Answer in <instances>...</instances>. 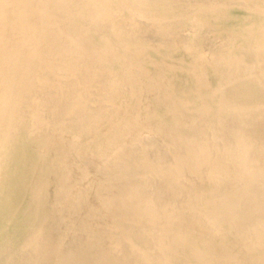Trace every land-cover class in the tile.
Here are the masks:
<instances>
[{
  "label": "rangeland",
  "instance_id": "1",
  "mask_svg": "<svg viewBox=\"0 0 264 264\" xmlns=\"http://www.w3.org/2000/svg\"><path fill=\"white\" fill-rule=\"evenodd\" d=\"M233 1L0 0V264H264V0Z\"/></svg>",
  "mask_w": 264,
  "mask_h": 264
},
{
  "label": "bare ground",
  "instance_id": "2",
  "mask_svg": "<svg viewBox=\"0 0 264 264\" xmlns=\"http://www.w3.org/2000/svg\"><path fill=\"white\" fill-rule=\"evenodd\" d=\"M29 1H30V0H29ZM105 1H106V0H105ZM116 1H117V0H116ZM135 1H136V0H135ZM235 1H236V0H235ZM235 1H233V2H235ZM247 1H248V3H251V2H252V1H250V0H247ZM247 1H244V0H243V3L245 2L244 5L247 4V3H246ZM249 1H250V2H249ZM256 1L258 2V0H256ZM34 2H35V1H34ZM38 2H39V1H38ZM68 2H69V1H68ZM72 2H73V0H72ZM77 2H78V1H77ZM87 2H88V1H87ZM210 2H211V0H210ZM227 2L230 3L231 1H230V2L227 1ZM239 2L242 3V0H239ZM259 2H261V0H260ZM2 3H3V2H2ZM118 3H119V1H118ZM120 3H121V2H120ZM202 3H203V2H202ZM214 3H215V2H214ZM231 3H232V2H231ZM237 3H238V0H237ZM253 3H255V0H253ZM253 3H252V5H253L252 7L255 6L254 8L256 9V5H254ZM261 3H263V1H262ZM5 4H6V3H5ZM255 4H256V3H255ZM263 4H264V3H263ZM10 5H12V3H11ZM14 5H16V4H14ZM35 5H36V4H35ZM228 5H229V4H228ZM257 5H258V3H257ZM40 6H41V5H40ZM58 6H59V5H58ZM122 6H123V4H122ZM122 6H121V7H122ZM172 6H173V5H172ZM203 6H204V5H203ZM230 6H233V5H230ZM239 6H240V5H239ZM11 7H12V6H11ZM62 7H64V6H62ZM87 7H89V6H87ZM106 7H107V6H106ZM211 7H212V6H211ZM214 7H215V6H214ZM214 7H212L211 10L217 11L218 9H217V10L213 9ZM224 7H226V6H224ZM228 7H229V6H228ZM236 7H238V6H236ZM243 7H244V6H243ZM248 7H249V6H248ZM92 8H93V7H92ZM107 8H109V7H107ZM232 8H233V7H232ZM258 8H259V6H258ZM122 9H123V8H122ZM124 9H125V8H124ZM220 9H221V8H220ZM220 9H219V10H220ZM230 9H231V8H230ZM230 9H229V10H230ZM238 9H239V8H238ZM252 9H253V8H252ZM255 9H254V11H255ZM261 9H262V8H261ZM261 9H260V11H262V13H261L260 11H258V10H257V12H259V14L261 13V14L264 15V10H263V9L261 10ZM55 10L57 11V9H55ZM78 10H79V9H78ZM108 10H110V8H109ZM219 10H218V12H219ZM247 10H248V9H247ZM249 10H251V9H249ZM79 11H80V10H79ZM83 11H84V10H83ZM88 11H89V10H88ZM105 11H107V10H105ZM225 11H226V10H225ZM242 11H243V10H242ZM242 11H241L240 13H242ZM54 12H55V11H54ZM102 12H103V11H102ZM121 12H123V11H121ZM226 12H227V11H226ZM230 12H231V10H230ZM232 12L235 13L234 11H232ZM2 13H3V12H2ZM11 13H12V11H11ZM48 13H49V12H48ZM219 13H224V12H221V11H220ZM250 13H251V12H250ZM0 14H1V12H0ZM4 14H5V13H4ZM17 14H18V13H17ZM71 14L73 15V13H71ZM99 14H100V13H99ZM104 14H105V13H103V15H104ZM111 14H112V13L110 12V15H111ZM168 14H169V13H168ZM191 14H192V13H191ZM230 14L232 15V13H230ZM251 14H252V13H251ZM2 15H3V14H2ZM50 15H51V14H50ZM106 15H108V14H106ZM106 15H105V17L103 16V18H101V19L106 18V17H107ZM110 15H108V16H110ZM115 15H116V14H115ZM170 15H172V14H170ZM176 15H177V14H176ZM254 15H255V14H254ZM70 16H71V15H70ZM194 16H195V15H194ZM228 16H230V15H228ZM232 16H233V15H232ZM234 16H235V15H234ZM234 16H233V18H235ZM247 16H248V15H247ZM251 16H252V15H251ZM116 17L118 18L117 15H116ZM119 17H120V16H119ZM192 17H193V16H192ZM237 17H238V16H237ZM248 17H250V16H248ZM257 17H258V16H257ZM257 17H256L255 20H254V19H253V20H249V21H248V22H249V23H248L249 25L244 24V26L247 25V28L249 29L246 33H249L250 35L255 34L256 36L261 37L262 35H264V17L261 18V19H258V18H260V15H259L258 18H257ZM261 17H262V16H261ZM53 18H54V17H53ZM108 18H109V17H108ZM151 18H152V17H151ZM233 18L230 19V20H231V25H232V20H233ZM254 18H255V16H254ZM99 19H100V18H99ZM106 19H107V18H106ZM118 19H120V18H118ZM121 19H122V21L124 20L123 17H122ZM178 19H179V18H178ZM191 19H192V18H191ZM21 20H23V19H21ZM25 20H26V19H25ZM69 20H70V19H69ZM162 20H163V19H162ZM203 20H204V19H203ZM226 20H228V19H226ZM234 20H235V19H234ZM0 21H1V20H0ZM26 21H27V20H26ZM104 21H105V19H104ZM192 21H193V20H192ZM201 21H202V19H201ZM207 21H208V20H207ZM228 21H229V20H228ZM235 21H236V20H235ZM238 21H239V20H238ZM250 21H252V22H250ZM170 22H171V20H170ZM194 22H195V21H194ZM196 22H197V21H196ZM219 22H221V21H219ZM116 23H117V22H115L114 24H116ZM118 23H120V22L118 21ZM168 23H169V22H168ZM171 23H172V22H171ZM197 23H198V22H197ZM223 23H225V22H223ZM223 23H222V24H223ZM245 23H246V22H245ZM2 24H3V23H2ZM12 24H13V23H12ZM26 24H27V23H26ZM124 24H125V23H124ZM222 24L220 23V25H222ZM227 24H228V23H226V25H227ZM0 25H1V24H0ZM54 25H55V24H54ZM100 25H101V24H100ZM116 25H117V24H116ZM125 25H126V24H125ZM171 25H172V24H171ZM198 25H199V24H198ZM198 25H197V26H198ZM200 25H201V24H200ZM220 25H219V26H220ZM226 25L224 24V27H225ZM231 25L229 24V25H227V26L230 27ZM236 25H237V24H236ZM242 25H243V24H242ZM24 26H25V25H24ZM27 26H28V25H27ZM27 26H26V27H27ZM175 26H176V25H175ZM193 26H194V25H193ZM249 26H250V27H249ZM28 27L30 28V24H29ZM116 27H118V26H116ZM123 27H124V26H123ZM125 27H126V26H125ZM125 27H124V28H125ZM200 27H201V26H200ZM33 28H34V27H33ZM113 28H114V25H113ZM126 28H127V27H126ZM181 28H182V27H181ZM250 28H251V31H250ZM19 29H20V28H19ZM38 29H40V28H38ZM110 29H111V28H110ZM122 29H123V28H122ZM195 29H196V28H195ZM197 29H198V28H197ZM203 29H204V28H203ZM23 30H25V29H23ZM29 30H32V29L30 28ZM35 30H37V29H35ZM114 30H119V29H117V28L115 29V28H114ZM246 30H247V29H246ZM119 31H120V30H119ZM122 31H123V30H122ZM122 31H120L119 34H121ZM156 31H157V30H156ZM35 32H36V31H35ZM40 32H41V31H40ZM125 32L127 33V30H126ZM157 32H158V31H157ZM196 32H197V31H196ZM37 33H38V31L36 32V34H37ZM116 33H117V32H115V34H116ZM164 33H165V32H164ZM169 33H170V32H169ZM188 33H189V32H188ZM190 33H191V31H190ZM2 34H3V33H2ZM22 34H23V33H22ZM61 34H62V33H61ZM115 34H114V35H115ZM31 35H34V30L32 31ZM38 35H39V34H38ZM116 35H118V34H116ZM48 36H49V35H48ZM66 36H67V35H66ZM2 37H3V36H2ZM33 37H34V36H33ZM33 37H32V38H33ZM35 37H36V36H35ZM52 37H53V36H52ZM57 37H58V35H57ZM79 37H80V36H79ZM168 37H169V36H168ZM201 37H202V36H201ZM235 37H236V36H234V38H235ZM19 38H20V37H19ZM19 38H18V39H19ZM21 38H22V37H21ZM47 38H48V37H47ZM47 38H46V39H47ZM66 38H67V37H66ZM211 38H212V37H211ZM35 39H36V38H35ZM35 39H31V40H32L33 42H34V41L36 42ZM37 39H38V40H41L40 37L37 38ZM61 39H62V38H61ZM78 39H79V38H78ZM104 39H105V38H104ZM116 39H117V38H116ZM116 39H115V40H116ZM165 39H166V38H165ZM231 39H232V38L230 37V40H231ZM19 40H21V39H19ZM213 40H214V39H213ZM230 40H229V41H230ZM232 40H233V39H232ZM253 40H255V36H254ZM233 41H234V40H233ZM7 42H8V41H7ZM29 42H30V41H29ZM33 42H32V43H33ZM35 42H34V43H35ZM38 42L41 43V42H43V41L41 40V41H38ZM38 42H37V43H38ZM44 42H45V41H44ZM44 42H43V43H44ZM58 42H59V41H58ZM84 42H85V41H84ZM195 42H196V41H195ZM16 43H17V42H16ZM237 43H238V41H237ZM248 43H249V42H248ZM252 43H253V42H252ZM18 44H19V43H18ZM35 44H36V43H35ZM41 44H42V43H41ZM41 44H39V45L41 46ZM195 44H196V43H195ZM37 45H38V44H36V47H37ZM44 45H46V44H44ZM44 45H43V46H44ZM185 45H186V44H185ZM202 45H203V44H202ZM233 45H234V44H233ZM40 46H38L40 49L43 48L42 46H41V47H40ZM73 46H74V45H73ZM76 46H77V45H75L74 47H76ZM139 46H140V45H139ZM236 46L238 47L237 44H236ZM263 46H264V42H260V41H259L258 44L256 45V48H257L258 50L260 49V50L262 51V50H264V49H263ZM29 47H30V46H29ZM36 47H35V48H36ZM38 47H37V48H38ZM44 47H45V46H44ZM56 47H57V46H56ZM61 47H63V46H61ZM78 47H79V46H78ZM253 47H254V46H253ZM76 48H77V47H76ZM104 48H105V47H104ZM58 49H61V48H58ZM181 49H182V48H181ZM224 49H225V48H224ZM229 49H230V50H229V53H230L232 47L229 48ZM35 50H36V49H35ZM35 50H34V54H35ZM232 50H233V49H232ZM31 51H33V50L31 49ZM39 51H40V50H39ZM225 51H227V50H225ZM11 52H12V51H11ZM47 52H48V51H47ZM49 52H50V51H49ZM59 52H60V51L58 50V54H61V53H59ZM82 52H83V51H82ZM140 52H141V51H140ZM145 52H146V51H145ZM180 52H181V54L183 55V53H182L183 50L180 51ZM233 52H234V50H233ZM79 53H80V52H79ZM195 53H196V52H195ZM40 54H41V53H40ZM45 54H46V53H45ZM51 54H52V53H51ZM72 54H74V53H72ZM102 54H103V53H102ZM174 54L178 55L177 52L174 53ZM181 54H180V55H181ZM186 54H187V52H186ZM35 55H36V54H35ZM69 55H70V54H69ZM75 55H76V54H75ZM75 55H73V56H75ZM32 56H34V55L32 54ZM32 56H31V57H32ZM42 56H43V55H42ZM62 56H63V55H62ZM67 56H68V54H67ZM76 56H77V55H76ZM81 56H82V54H81ZM121 56H122V55H121ZM172 56H173V55H172ZM186 56H187V55H186ZM52 57H53V56H52ZM180 57L182 58V56H180ZM184 57H185V55H184ZM184 57H183V59H184ZM208 57L210 58V56H208V55H206V54L204 55L203 53L200 54L199 57H197V59H196V60H197V63H198V65H199L202 69L205 68L206 62L208 61ZM213 57H214V56H213ZM216 57H217V56H216ZM258 57H259V56H258ZM35 58H36V56H35ZM80 58H81V57H80ZM88 58H89V57H88ZM176 58H177V57H176ZM176 58H175V59H176ZM178 58H179V57H178ZM218 58H219V57H218ZM90 59H91V58H90ZM214 59H215V57H214ZM30 60H31V59H30ZM43 60L45 61V58H43ZM179 60H180V59H179ZM181 60H182V59H181ZM212 60H213V58H212ZM212 60H211V61H212ZM217 60H218V59H217ZM33 61H34V60H33ZM182 61H183V60H182ZM219 61H220V59H219ZM228 61H229V60H228ZM91 62H92V61H91ZM176 62H178V60L175 61L174 63H176ZM183 62H184V61H183ZM186 62H187V61H186ZM189 62H190V61H189ZM42 63H43V62H42ZM67 63H68V62H67ZM181 63H182V62H181ZM184 63H185V62H184ZM184 63H182V64H184ZM187 63H188V62H187ZM208 63H209V62H208ZM226 63H228V62H226ZM245 63H246V61H245ZM82 64H83V63H82ZM178 64H180V61H179ZM178 64H177V65H178ZM209 64H210V63H209ZM229 64H230V63H229ZM47 65H48V64H47ZM49 65H51V64H49ZM54 65H55V64H54ZM67 65H68V64H67ZM77 65H78V64H77ZM169 65H170L171 67L173 66V64H172V65L169 64ZM169 65H167V68H168ZM180 65H181V64H180ZM185 65H186V64H185ZM59 66H60V65H59ZM170 66H169V67H170ZM175 66H176V65H175ZM182 66H183V65H182ZM188 66H190V65H188ZM231 66H232V65H231ZM30 67H31V66H30ZM68 67H69V66H68ZM171 67H170V68H171ZM183 67H184V66H183ZM177 68H178V67H177ZM186 68H187V67H186ZM194 68H195V67H194ZM206 68H207V67H206ZM214 68H215V67H214ZM225 68H226V67H225ZM124 69H125V68H124ZM179 69H180V67H179ZM130 70H131V69H130ZM191 70H193V68L190 69V71H191ZM204 70H205V69H204ZM204 70H203V71H204ZM223 70H224V69H223ZM33 71H34V70H33ZM183 71H184V70H183ZM194 71H196V70L194 69ZM201 71H202V70H201ZM206 71H207V70H205V72H206ZM208 71H209V69H208ZM211 71H212V70H211ZM220 71H221V70H220ZM5 72H7V71H5ZM31 72H32V71H31ZM91 72H92V71H91ZM99 72H100V71H99ZM112 72H113V71H112ZM184 72H188V71H184ZM191 72H193V71H191ZM191 72H190V73H191ZM45 73H46V72H45ZM156 73H157V72H156ZM188 73H189V72H188ZM188 73H187L186 75H188ZM201 73H202V72H201ZM226 73H227V72H226ZM62 74H63V73H62ZM72 74H73V73H72ZM136 74H137V73H136ZM180 74H181V73H180ZM180 74H179V77L176 75L177 78H180V76H181ZM182 74H184V73H182ZM67 75H68V74H67ZM94 75H95V74H94ZM210 75H212L211 72H210ZM30 76H31V75H30ZM32 76H33V75H32ZM73 76H74V75H73ZM136 76H137V75H136ZM182 76H183V75H182ZM191 76H192V73H191ZM191 76H190V78H192ZM198 76H199V75H198ZM198 76H195V77H198ZM68 77H69V76H68ZM68 77H67V78H68ZM88 77H89V76H88ZM188 77H189V76H188ZM195 77H194V79H195ZM31 78H32V77H31ZM34 78H35V77H34ZM72 78H73V77H72ZM182 78H183V77H182ZM186 78H187V77H186ZM190 78H188V79L190 80ZM216 78H217V77H216ZM235 78H236V77H235ZM70 79H71V77H70ZM188 79H187V81H188ZM200 79H201V78H200ZM200 79H199V80H200ZM236 79H237V78H236ZM53 80H54V79H53ZM71 80L73 81V79H71ZM173 80L176 81V79H173ZM173 80H172V82H173ZM185 80H186V79H185ZM191 80H193V78H192ZM196 80H197V78H196ZM108 81H109V80H108ZM177 81H178V80H177ZM14 82H15V81H14ZM181 82H183V84H184V81H183V80H181ZM181 82H180V83H181ZM185 82H186V81H185ZM194 82H196V81H194ZM53 83H54V82H53ZM186 83H187V84H186ZM186 83H185V84L188 86V82H186ZM192 83H193V81H192ZM197 83L199 84L200 82L198 81ZM195 84H196V83H195ZM171 85H172V83H171ZM178 85H179V84H178ZM190 85H191V84H190ZM192 85H193V84H192ZM199 85H200V84H199ZM199 85H198V86H199ZM212 85H213V84H212ZM10 86H11V85H10ZM184 86H185V85H184ZM184 86H183V87H184ZM194 86H195V85H194ZM207 86H208V85H207ZM207 86H206V87H207ZM53 87H55V86H53ZM171 87H172V86H171ZM178 87H179V86H178ZM183 87H182V85H181V87H180L181 90H183V89H184V90L188 89V88H186V87H184V88H183ZM188 87H190V86H188ZM203 87H204V86H203ZM263 87H264V86H263ZM162 88H163V87H162ZM182 88H183V89H182ZM185 88H186V89H185ZM200 88H201V87H200ZM67 89H68V88H67ZM173 89H174V88H173ZM191 89H193V90H197V87H196V86H195V87H191L188 91H190ZM204 89H205V88H204ZM212 89H213V88H212ZM72 91H73V90H72ZM170 91H171V90H170ZM179 91H180V90H179ZM60 92H61V91H60ZM75 92H76V91H75ZM168 92H169V91H168ZM181 92H182V91H181ZM186 92H187V91H185V92H183V93H186ZM190 92H192V90H191ZM194 92H196V91H194ZM197 92H198V91H197ZM199 92H200V89H199ZM71 93H72V92H71ZM179 93H180V92H179ZM188 93H189V92H188ZM111 94H112V93H111ZM194 94H195V93H194ZM113 95H114V94H113ZM180 95H181V94H180ZM204 98H205V97H204ZM172 99H173V98H172ZM206 99H207V98H206ZM220 99H221V98H220ZM223 99H224V98H223ZM197 100H198V99H197ZM200 100H201V99H200ZM209 100H210V99H209ZM198 101H199V100H198ZM189 102H190V101H189ZM36 103H37V102H36ZM129 103H130V102H129ZM154 103H155V102H154ZM198 103H199V102H198ZM226 103H227V102H226ZM37 104H38V103H37ZM173 104H174V103H173ZM199 104H201V101H200ZM184 105H185V104H184ZM36 107H37V106H36ZM199 107H200V105H199ZM199 107H198V108H199ZM202 107H203V106H202ZM38 108H39V107H38ZM34 110H35V109H34ZM211 110H212V109H211ZM219 111H220V110H219ZM209 113H210V112H209ZM134 115H135V114H134ZM115 118H116V117H115ZM261 118H262V117H261ZM178 119H179V118H178ZM117 121H118V120H117ZM216 122H217V121H216ZM248 122H249V121H248ZM137 124H138V123H137ZM173 126H174V125H173ZM144 128H145V127H144ZM41 129H42V128H41ZM41 129H40V130H41ZM45 130H46V129H45ZM160 131H161V130H160ZM141 135H142V134H141ZM131 136H133V135H131ZM129 137H130V136H129ZM133 137H134V136H133ZM249 137H250V136H249ZM157 138H158V137H157ZM241 139H242V138H241ZM131 141H132V140H131ZM245 141H246V140H245ZM128 142H129V141H128ZM170 142H171V141H170ZM12 144H13V143H12ZM237 145H238V144H237ZM249 145H250V144H249ZM244 146H246V145H244ZM242 147H243V146H242ZM243 148H244V147H243ZM12 149H13V147H12ZM246 149H247V148H246ZM246 149H245L244 153H248V152L246 151ZM9 150H11V149H8V151H9ZM199 153H200V152H199ZM244 153H243V155H245ZM144 156H145V155H144ZM4 157H5V156H4ZM202 157H203V156H202ZM6 158H8V157L6 156ZM10 158H11V157H10ZM199 158H200V156H199ZM199 158H198V159H199ZM246 158H248V156H246ZM202 159H203V158H202ZM204 159H205V158H204ZM204 159H203V160H204ZM252 159H253V158H252ZM205 160H206V159H205ZM32 161H33V160H32ZM6 162H7V161H6ZM6 162H3V163H6ZM258 162H259V161H258ZM207 163H208V162H207ZM234 163H235V162H234ZM236 163H237V162H236ZM240 164H241V163H240ZM240 164H239V165L237 164V166L240 167ZM5 165H6V164L3 165L4 169H5ZM241 165H242V164H241ZM242 166H243V165H242ZM246 166H247V165H244L245 169L247 170L248 167L246 168ZM239 167H238V168H239ZM244 167H241V168H239V169H242V168L244 169ZM0 168H1V167H0ZM262 169H263V167H262ZM1 171H2V170H1ZM3 171H4V170H3ZM253 171L255 172V170H253ZM253 171L251 170V173H252ZM247 172H248V170H247ZM247 172H246V173H247ZM249 172H250V171H249ZM4 173H5V172H4ZM212 173H213V172H212ZM261 173H262V172H261ZM261 173H259V175H261ZM219 174H220V172H219ZM219 174H218V175H219ZM240 175H242V174H240ZM240 175H239V177H242V178H243V176H244L245 174L242 175V176H240ZM257 175H258V171L255 172V175H254V176H257ZM5 176H6V175H5ZM248 176H249V175H248ZM3 177H4V176H3ZM239 177H238V179H239ZM251 177H252V176H251ZM221 178H223V177H221ZM5 179H6V178H5ZM238 179H237V180H238ZM160 180H161V179H160ZM248 180H249V179H248ZM253 180H254V179H253ZM170 181H171V180H170ZM172 181H173V180H172ZM238 181H242V180H238ZM244 181H245V179H244ZM180 182H181V181H180ZM212 182H213V181H212ZM218 183H219V181H218ZM221 183H222V182H221ZM240 183H241V182H240ZM240 183H239V184H240ZM246 183H247V182H246ZM253 184H255V183H253ZM255 186H256V185H255ZM255 186H254V187H255ZM249 188H253V187L250 186ZM174 189H175V188H174ZM254 189H255V188H254ZM254 189H248V190H250V191L252 190V191H253ZM206 190H207V189H206ZM248 190H247V193L249 192ZM197 191H198V190H197ZM201 192H202V191H201ZM244 192H245V188H244ZM169 193H170V192H169ZM241 193H242V192H241ZM204 194H205V193H204ZM238 194H239V193H238ZM256 194H257V193H256ZM245 195H248V194H245ZM7 196H8V195H7ZM233 196H234V195H233ZM4 197H6V196H4ZM220 197H221V196H220ZM244 197H245V196H244ZM6 198H7V197H6ZM237 199H238V198H237ZM241 199H242V198H241ZM227 200H228V199H225L226 202H225L224 200H222V201H224L225 203L230 202V201L227 202ZM262 200H263V199H262ZM222 201L220 200V202H222ZM251 201H252V200H251ZM251 201L249 200V202H251ZM218 202H219V201H218ZM234 202H235V201H234ZM246 202H248V201H246ZM249 202H248V203H249ZM222 203H223V202H222ZM225 203H224V204H225ZM236 203H237V202H236ZM243 203H244V202H243ZM220 205H222V204H220ZM225 205H228V204H225ZM228 206L230 207V205H228ZM249 207H250V206H249ZM251 207H252V206H251ZM253 207H254V206H253ZM262 208H264V207H262ZM227 209L230 210V211H228V212H231L232 210H234V207H233V209H232V207L227 208ZM231 209H232V210H231ZM238 209H239V208H236L237 211L234 210V211H235V215L239 213V212H238V211H239ZM256 209H257V206H256ZM256 209H254V210H255V211H258V210H256ZM258 209L260 210V208H258ZM196 210H197V209H196ZM246 210H247V209H246ZM194 211H195V210H194ZM244 211H245V209H244ZM255 211L252 212V213H255L254 215H256V212H255ZM260 211H261V210H260ZM262 211H263V210H262ZM220 212H221V211H220ZM237 212H238V213H237ZM242 212H243V211H241V213H242ZM207 213H208V212H207ZM215 213H217V212H215ZM195 214H196V213H195ZM199 214H200V213H199ZM217 214H218V213H217ZM233 214H234V213H233ZM233 214H232V215H233ZM188 215H189V214H188ZM188 215H187V216H188ZM203 215H204V214H203ZM205 215H206V214H205ZM213 215H214V214H213ZM249 215L252 216V214H249ZM262 215H263V214H262ZM175 216H177V215H175ZM247 216H248V215H247ZM247 216H245V217H247ZM181 217H182V216H181ZM216 217H217V216H216ZM218 217H219V216H218ZM224 217H225V216H224ZM226 217H227V216H226ZM229 217H231V216H229ZM233 217H234V216H233ZM256 217H257V216H255V218H256ZM259 217H260V215H259ZM8 218H9V217H7V216L3 213L2 209H0V222H1V220H2L3 222H4V221H6V222L8 221V222L11 224L12 222L15 221V220H14V217L9 218V219H8ZM212 218H213V217H212ZM247 218H250V217H247ZM260 218H261V220L263 221L264 217H263V218L260 217ZM260 218H259L258 220H257V219H256V220L259 221ZM217 219H218V218H217ZM217 219H216V220H217ZM250 219H251V218H250ZM198 220H199V219H198ZM198 220H197V222H198ZM216 220H215V221H216ZM222 220H224V219H222ZM233 220H234V219H233ZM241 220L243 221L244 219H241ZM253 220H255V219L249 220V221H250L249 225L251 226V224H252V225L257 226V224H255V223H257V221L255 220L256 222H254ZM29 221H30V220H29ZM39 221H40V220H39ZM224 221H226V220H224ZM239 221H240V220H239ZM247 221H248V219H247ZM251 221H253V223H251ZM262 221H259V222L261 223ZM40 222H41V221H40ZM192 222H193V221H192ZM218 222H219V219H218ZM218 222H216V224H217ZM228 222H229V221H228ZM9 223H7V224H9ZM179 223H180V222H179ZM203 223H204V221H203ZM231 223H232V222H231ZM233 223H234V221H233ZM233 223H232V224H233ZM247 223H248V222H247ZM260 223H258V224H260ZM145 224H146V223H145ZM157 224H159V223H157ZM191 224H192V223H191ZM240 224H241V223H240ZM243 224H244V223H243ZM262 224H263V223H262ZM160 225H161V224H160ZM228 225H229V224H228ZM230 225H231V224H230ZM233 225H234V224H233ZM14 226H15V225H14ZM72 226H73V225H72ZM181 226H182V225H181ZM225 226H226V225H225ZM241 226H242V225H241ZM243 226H244V225H243ZM250 226H249V227H250ZM261 226H262V225H261ZM233 227H234V226H233ZM73 228H74V226H73ZM156 228H157V227H156ZM212 228H213V227H212ZM227 228H228V227H227ZM244 228H245V227H244ZM247 228H248V227H247ZM252 228H254V227L252 226ZM252 228H250V229H252ZM258 228H259V227H258ZM262 228H263V227H262ZM106 229H107V228H106ZM210 229H211V227H210ZM225 229H226V228H225ZM228 229H229V228H228ZM230 229H232V227H231ZM235 229H236V227H235ZM241 229H242V228H241ZM241 229H240V231H242ZM260 229H261V228H260ZM195 230H196V229H194V231H195ZM252 230H253V231H252V236H251V237L254 236L253 232L256 231V228H254V229H252ZM190 231H191V230H190ZM212 231H213V230H212ZM230 231H231V230H230ZM234 231H235V230H234ZM250 231H251V230H250ZM259 231H260V230H259ZM259 231H257V232H259ZM71 232H72V231H71ZM196 232H197V231H196ZM198 232H201V231H198ZM198 232H197V233H198ZM225 232H226V231H225ZM225 232H224V233H225ZM17 233H18V235H21L20 233H24V231H21V232L17 231ZM226 233H227V232H226ZM228 233H229V230H228ZM233 233H234V232H233ZM245 233H246V232H245ZM247 233H248V232H247ZM141 234H142V233H141ZM220 234H221V233H220ZM257 234H258V233H257ZM23 235H24V234H23ZM72 235H73V236H71V237L74 239V234H72ZM262 235H263V234H258L257 236L262 238ZM233 236H235V235H233ZM249 236H250V234H249ZM160 237H161V236H160ZM222 237H223V236H222ZM235 237H236V236H235ZM240 237H241V236H240ZM246 237H247V234H246ZM19 238H20V237H19ZM21 238H22V237H21ZM147 238H148V237H147ZM147 238H146V239H147ZM157 238H158V237H157ZM206 238H208V237H206ZM206 238H205V239H206ZM238 238H239V237H238ZM256 238H257V237H256ZM62 239H64V241L67 242V240H66L65 238H62ZM62 239H61L60 242H62ZM160 239H161V238H160ZM191 239H192V238H191ZM247 239H248V238H247ZM247 239H246V242H247ZM252 239H253V238H252ZM258 239H260V238H258ZM263 239H264V237H263ZM263 239H262V243H264ZM22 240H24V239H22ZM68 240H69V239H68ZM158 241H159V240H158ZM258 241H259V240H258ZM193 242H194V241H193ZM249 242H251V241H249ZM125 243H126V242H125ZM150 243H151V242H150ZM153 243H154V242H153ZM195 243H196V242H195ZM62 244H64V243H62ZM67 244H68V243H67ZM258 244H259V242H258ZM258 244H256V246H257ZM9 245H10V244H9ZM13 245H14V244H13ZM69 245H70V244H69ZM185 245H186V244H185ZM254 245H255V244H254ZM259 245H260V244H259ZM261 245H262V244H261ZM5 246H6V245H5ZM20 246H21V245H20ZM20 246H18V247H20ZM53 246H54V245H53ZM61 246H62V245H60V249H61ZM240 246H241V245H240ZM7 247H8V245H7ZM54 247H55V246H54ZM70 247H72V246L70 245ZM258 247H259V246H258ZM4 248H5V247H4ZM31 248H32V247H31ZM9 249H11V248H9ZM27 249H28V248H27ZM66 249H67V248H66ZM72 249L74 250V247H72ZM75 249H76V248H75ZM245 249H247V248H245ZM250 249H252V248H250ZM4 250H5V249H4ZM25 250H26V249H25ZM32 250H33V249H32ZM141 250H142V249H141ZM195 250H197V249H195ZM222 250H223V249H222ZM248 250H249V249H248ZM19 251H21V250H19ZM23 251H24V250H23ZM197 251H198V250H197ZM3 252H4V251H3ZM11 252H12V251H11ZM143 252H144V251H143ZM193 252H194V251H193ZM221 252H222V251H221ZM224 252H225V251H224ZM255 252H256V251H255ZM5 253H6V252H5ZM14 253H15V252H13V254H14ZM16 253H17V252H16ZM67 253H69V251H68ZM199 253H200V252H199ZM13 254H12V255H13ZM173 254H174V253H173ZM229 254H230V253H229ZM200 255H201V254H200ZM202 255H203V254H202ZM249 257H250V256H249ZM29 258H30V257H29ZM164 259H165V258H164ZM65 260H66V259H65ZM65 260H63V261H65ZM206 260H207V259H206ZM197 261H198V260H197ZM65 263H66V261L64 262V264H65ZM49 264H51V263H49ZM66 264H68V263H66ZM69 264H70V263H69Z\"/></svg>",
  "mask_w": 264,
  "mask_h": 264
}]
</instances>
